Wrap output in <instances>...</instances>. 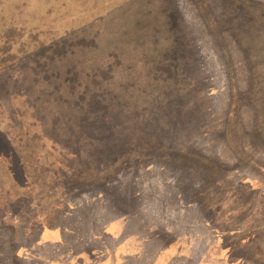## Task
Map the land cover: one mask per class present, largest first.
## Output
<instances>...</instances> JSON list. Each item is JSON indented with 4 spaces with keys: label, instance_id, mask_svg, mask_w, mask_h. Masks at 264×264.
Returning a JSON list of instances; mask_svg holds the SVG:
<instances>
[{
    "label": "rangeland",
    "instance_id": "obj_1",
    "mask_svg": "<svg viewBox=\"0 0 264 264\" xmlns=\"http://www.w3.org/2000/svg\"><path fill=\"white\" fill-rule=\"evenodd\" d=\"M248 1L0 0V264L95 258L93 239L114 222L121 244L145 252L137 264H149L153 247L166 264H229L209 209L226 197L231 210L248 188L264 194V0ZM174 49L182 53L167 58ZM58 117L73 127L57 131ZM154 144L201 154L214 169L175 156L109 166L120 148ZM70 165L94 184L66 195L57 234L40 236L19 214L26 202L9 195L44 203L53 191L44 201L41 179Z\"/></svg>",
    "mask_w": 264,
    "mask_h": 264
},
{
    "label": "trees",
    "instance_id": "obj_2",
    "mask_svg": "<svg viewBox=\"0 0 264 264\" xmlns=\"http://www.w3.org/2000/svg\"><path fill=\"white\" fill-rule=\"evenodd\" d=\"M248 5H258V3L254 0L252 2L248 1ZM251 7V6H250ZM174 19V17H172ZM175 20V19H174ZM176 54H175V53ZM181 50L169 51L167 52V58L169 56L173 59H175L179 54H181ZM178 58V57H177ZM50 92L46 95L49 96ZM83 96V95H82ZM80 97L76 96L75 99L68 103L67 106L71 104H75L79 101ZM59 100V99H58ZM59 118V117H58ZM54 118L52 122L55 123V127H57V131L60 129H66L69 127H73L71 120V117L67 120H61L59 118ZM43 119V118H42ZM115 119H118L115 118ZM110 120V119H109ZM108 120V121H109ZM77 124H80L79 119L77 121ZM51 126V129H52ZM54 127V126H53ZM48 128V127H47ZM81 130L86 129L85 126L82 124L80 125ZM47 130V129H46ZM49 131V130H48ZM46 131L45 134L50 139H53L52 133ZM84 134V133H82ZM125 136V135H124ZM99 137H96V139ZM7 141L5 139H2V144ZM3 146V145H2ZM6 148H9L7 151V163L12 164L11 161H15V157L12 155L14 153L11 151L13 149V145L9 144L6 145ZM76 148V145H74ZM120 154L113 156V162H110L111 164L109 166L112 167V169L121 168L123 166V162H128L129 160L133 159H140L147 156H161L164 158H173L171 156L179 157L178 160L185 161L188 164H190L192 167H201L203 169L209 170L214 169L213 165L214 163L211 162L208 158H205V156H201V154H197L193 151L187 150L184 152H177V150L165 148L161 144H154V145H132L124 148H120ZM171 150V153L169 152ZM76 155H78V151H75ZM71 154V153H70ZM101 154H106V151ZM200 155V156H199ZM96 158H98V154L95 155ZM122 159V164L119 162V160ZM174 159V158H173ZM196 160H200L201 162H197ZM121 165H120V164ZM71 166V165H70ZM17 168L21 171L22 177L21 181L25 183H20L19 181L14 180V184L19 185L26 184L28 187L31 184V181L25 176L26 168L24 164H20L17 166ZM105 174L109 175L114 173V171L111 173L110 171H105ZM84 172L79 167H67L61 168V171L58 172L57 178L53 181L48 182V184L45 183L41 179V193H43L45 196H41L44 200L49 193L48 191H53V194L49 199H46V201L43 203L41 200L36 201V198L30 195V193H20L16 194L15 196L9 195V198H14L15 203L21 205V203L26 202V208L28 207V215L26 213V210L19 211V214L22 215V217H25L26 222H30L31 224L28 225V227L33 228L36 227V225L39 226V233L42 228L52 226L53 222L56 220V218L59 216L61 211L65 209V200L64 197L66 195H71L76 192L85 191L88 189V187L91 184L90 183L91 178L85 177ZM261 173L264 174V171H261ZM104 174V173H103ZM101 172L102 177L97 178L96 180L99 182H104L106 180V177ZM80 176L78 181H75L72 179L74 176ZM13 179V178H12ZM100 179V180H99ZM215 180H217V177H215ZM52 182V183H51ZM89 182V184H88ZM193 184H199L196 181H192ZM208 182V181H207ZM216 186H218V182L214 181ZM200 185V184H199ZM88 186V187H87ZM200 187L207 189V187H211L210 183H206L205 185H201ZM200 191V189L198 190ZM243 197H241V201L239 204L234 205L231 210H224V199L226 197H221L218 199L223 200V202L216 203L219 206V210L216 211L215 206L210 207L209 212L212 213V216L218 219V226H219V234L221 236V242L220 247L225 248V259L228 262H233L235 264H263L262 259L264 258V218L263 215L260 219L259 214L264 212V194H259L255 189L248 188L245 191H243ZM10 194V192H9ZM8 195V194H7ZM25 195V196H24ZM200 193L198 194V196ZM254 197H253V196ZM20 199V201H19ZM33 203L36 204L33 205ZM11 204V201L7 203V206ZM42 205V206H40ZM46 206L47 212L44 214H40L38 211L33 210L34 208L39 209L40 207ZM1 209H6L5 206H1ZM33 208V209H32ZM7 210V209H6ZM234 213H238L237 217H233ZM37 214V216H35ZM27 215V216H26ZM210 215V214H209ZM39 217L38 221L36 220ZM25 222L24 220H22ZM25 224V223H24ZM222 224V225H220ZM241 227V228H238ZM255 229L251 231V229ZM38 233V234H39ZM259 238L263 241L260 242ZM224 259V260H225Z\"/></svg>",
    "mask_w": 264,
    "mask_h": 264
},
{
    "label": "crops",
    "instance_id": "obj_3",
    "mask_svg": "<svg viewBox=\"0 0 264 264\" xmlns=\"http://www.w3.org/2000/svg\"><path fill=\"white\" fill-rule=\"evenodd\" d=\"M115 224L116 222L112 223L109 226L108 230H104V231L102 230L106 238L105 237H100V238L95 237L93 239V241L96 242L98 245L96 249L99 255L97 254H95L96 256L92 255L95 258H92L90 256L92 258L91 259L89 255L87 254H80L78 255L79 257L75 259L76 261H74L73 263L74 264H137V260H138L137 255H140L138 258H140L141 256H144L143 260H145L146 258L145 252L144 251L142 252L140 248L136 246L133 242L130 243L128 241H124V243L122 244L121 242H119V238H118L119 233L116 230ZM52 227L53 225L42 228L40 230L39 235L54 237L55 234L57 233L53 231ZM122 234L125 235L124 233ZM103 240H105V242H103ZM101 249L103 253L106 254L103 257H101V254H100V252H102ZM71 259L73 261V257ZM169 260H170V257H168V255L165 253V250L161 251V249L158 250L157 247H153L152 258L149 264H166L167 262H169ZM172 261L173 260L171 259V262ZM228 263L232 264V262H228ZM51 264H56V263L52 262ZM59 264H63V263H59Z\"/></svg>",
    "mask_w": 264,
    "mask_h": 264
}]
</instances>
